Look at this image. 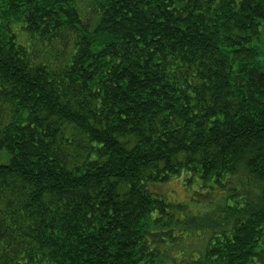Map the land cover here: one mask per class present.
Instances as JSON below:
<instances>
[{
	"label": "trees",
	"instance_id": "16d2710c",
	"mask_svg": "<svg viewBox=\"0 0 264 264\" xmlns=\"http://www.w3.org/2000/svg\"><path fill=\"white\" fill-rule=\"evenodd\" d=\"M0 264H264V0H0Z\"/></svg>",
	"mask_w": 264,
	"mask_h": 264
},
{
	"label": "rangeland",
	"instance_id": "374dc122",
	"mask_svg": "<svg viewBox=\"0 0 264 264\" xmlns=\"http://www.w3.org/2000/svg\"><path fill=\"white\" fill-rule=\"evenodd\" d=\"M155 187V190L162 193L166 198L182 203L184 205V211L187 214H193L196 215L197 218L203 219V217L209 213L207 209V199L195 197L194 194H192L194 186L192 184L185 185L182 174L173 175L165 181H160L156 183ZM184 240L186 249L192 250L196 248L194 235H185Z\"/></svg>",
	"mask_w": 264,
	"mask_h": 264
}]
</instances>
